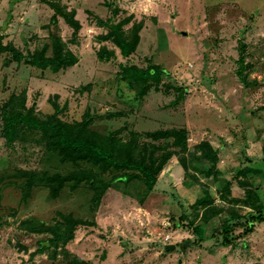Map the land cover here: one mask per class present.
Returning <instances> with one entry per match:
<instances>
[{
    "label": "rangeland",
    "instance_id": "obj_1",
    "mask_svg": "<svg viewBox=\"0 0 264 264\" xmlns=\"http://www.w3.org/2000/svg\"><path fill=\"white\" fill-rule=\"evenodd\" d=\"M58 1L75 12L77 34L62 17L52 23L49 0H0V41L9 46L0 55V109L26 95L40 120L58 114L76 123L91 115L95 131L125 140L137 133L141 143L148 133L186 129L190 148L210 143L219 163L207 177L209 164L184 154L189 176L176 155L153 192L140 181L117 182L98 205L85 184L54 200L41 179L77 166L48 152L34 131L10 145L0 110V264H264V223L253 219L264 216V0ZM130 18L127 37L143 27L124 58L107 36ZM55 37L78 64L60 73L30 65L36 52L53 57ZM126 67H160L166 76L158 85L150 80L141 97V83L120 79ZM20 171L35 173L30 192ZM203 200L212 203V221L199 241L190 222L202 219ZM60 214L85 224L66 247L39 254L50 235L31 233L25 222L55 225ZM227 222L234 225L230 245L222 237Z\"/></svg>",
    "mask_w": 264,
    "mask_h": 264
},
{
    "label": "trees",
    "instance_id": "obj_2",
    "mask_svg": "<svg viewBox=\"0 0 264 264\" xmlns=\"http://www.w3.org/2000/svg\"><path fill=\"white\" fill-rule=\"evenodd\" d=\"M48 3L55 11L52 19L53 24H57L59 18L62 17L74 28L75 34L81 30V24L76 20L74 11L69 12L68 8L58 0H49ZM131 21V18L125 20L107 36V39L114 40L124 58L131 57L135 52L139 31L143 27V23L138 26L135 25L131 39L123 31V27ZM8 50L9 46H4L1 40L0 55ZM17 58L18 61L22 59L19 54H17ZM78 62L79 58L73 52L67 50L65 43L59 37L54 39L52 58L46 57V50H43L36 52L32 59L28 61L32 66L43 70L50 69L54 73L72 68ZM165 76V71L160 67H153L146 71L136 67H126L120 79L122 81L130 80L128 82L132 87L136 84L139 86L141 83L143 88L139 89L138 95L145 97L151 89L148 82L152 80L158 85ZM241 79L243 84H248L243 75H241ZM26 100V95H14L0 109L6 123L3 136L12 145L20 140L23 130L37 132L41 135V140L45 143L48 152L58 156L64 164L77 166V170L68 175L56 174L46 180L41 179L50 187L51 197L54 200L59 199L61 193L68 186L72 190H77L85 184L90 185L97 192L93 201L98 205L117 182L130 184L140 181L149 192H153L157 186L159 176L176 155L181 156L180 162L187 175L189 169L187 160L182 157L184 154H191V157L209 164L205 172L207 177L217 170L218 152L208 142H202L200 145L190 148L186 129L148 133L145 136L149 141L141 143L143 136L137 133H133L130 140H125L120 136V133L103 135L95 131L92 127L94 119L91 115H86L83 122L76 123L62 120L58 114L48 117L47 120H40L35 114V109L27 107ZM162 140H169V142L157 144ZM114 173L115 176L109 182H106L102 177ZM17 177L27 179L26 186L29 192L33 189L35 185L34 172L20 171ZM207 198H209L208 195ZM199 205L205 210L204 215L199 222H190V225L198 240L204 241L208 226L212 221V211L209 210L212 203L203 200L199 202ZM253 219L258 223H264L263 214L254 216ZM182 220L190 221L186 215L182 216ZM84 224L82 220L76 219L73 215L60 214V220L55 225H50L48 222L28 221L25 222L24 226L31 233L50 235L48 240L40 242L39 254H46L66 247L75 239L78 228ZM254 229L255 223H251L248 232H252ZM233 230L234 225H231L230 222L223 225L222 237L228 245L232 243L231 234ZM219 236L220 234H218Z\"/></svg>",
    "mask_w": 264,
    "mask_h": 264
},
{
    "label": "water",
    "instance_id": "obj_3",
    "mask_svg": "<svg viewBox=\"0 0 264 264\" xmlns=\"http://www.w3.org/2000/svg\"><path fill=\"white\" fill-rule=\"evenodd\" d=\"M184 35L187 36V33H185Z\"/></svg>",
    "mask_w": 264,
    "mask_h": 264
}]
</instances>
